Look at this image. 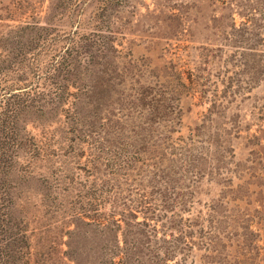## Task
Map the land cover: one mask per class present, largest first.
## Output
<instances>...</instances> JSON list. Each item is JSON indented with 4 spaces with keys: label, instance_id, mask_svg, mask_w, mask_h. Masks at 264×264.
I'll return each instance as SVG.
<instances>
[{
    "label": "rangeland",
    "instance_id": "obj_1",
    "mask_svg": "<svg viewBox=\"0 0 264 264\" xmlns=\"http://www.w3.org/2000/svg\"><path fill=\"white\" fill-rule=\"evenodd\" d=\"M0 264H264V0H0Z\"/></svg>",
    "mask_w": 264,
    "mask_h": 264
},
{
    "label": "trees",
    "instance_id": "obj_2",
    "mask_svg": "<svg viewBox=\"0 0 264 264\" xmlns=\"http://www.w3.org/2000/svg\"><path fill=\"white\" fill-rule=\"evenodd\" d=\"M71 47H78V46L76 44L75 45L71 44V46H69V48H71ZM61 69H62V66L60 67V64H59V67L57 66V67L54 68V70H57V71H59Z\"/></svg>",
    "mask_w": 264,
    "mask_h": 264
}]
</instances>
